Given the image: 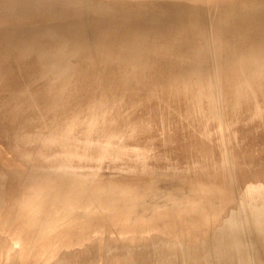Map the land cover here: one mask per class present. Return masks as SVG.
I'll use <instances>...</instances> for the list:
<instances>
[{"label": "rangeland", "instance_id": "374dc122", "mask_svg": "<svg viewBox=\"0 0 264 264\" xmlns=\"http://www.w3.org/2000/svg\"><path fill=\"white\" fill-rule=\"evenodd\" d=\"M263 59L264 0H0V264H264Z\"/></svg>", "mask_w": 264, "mask_h": 264}, {"label": "bare ground", "instance_id": "6f19581e", "mask_svg": "<svg viewBox=\"0 0 264 264\" xmlns=\"http://www.w3.org/2000/svg\"><path fill=\"white\" fill-rule=\"evenodd\" d=\"M211 27H212V26H211ZM198 34H199V33H198ZM212 43H213V42H212ZM262 52H263V50H262ZM249 55H250V54H249ZM251 56H252V55H250L249 58H251ZM245 57L247 58L248 56H245ZM255 57H256V56H255ZM260 58H261V57H260ZM243 59H244V58H243ZM252 59H253V58H251L250 61L248 62V63H250V65H251L252 62L255 63V60H252ZM257 59H259V57H257L256 60H257ZM247 60H249V59L247 58ZM247 60H245V61L247 62ZM251 60H252V62H251ZM258 61H259V60H258ZM240 62H241V60H240ZM242 62H243V61H242ZM262 62H263V64H264V59H263ZM262 62H261V60H260L259 63L262 64ZM257 63H258V62H257ZM257 63H255L256 66H258ZM245 64H246V63H245ZM252 64H253V63H252ZM263 64L261 65V67L263 66ZM248 65H249V64H248ZM256 66H255V67H256ZM253 67H254V64H253L252 68H253ZM259 67H260V66H259ZM259 67H258V68H259ZM261 67H260V68H261ZM260 68H259V69H260ZM216 69H217V68H216ZM216 69H215V70H216ZM253 69L256 70V68H253ZM261 69H263V67H262ZM261 69H260V72H261ZM250 70H252V69L250 68ZM257 70H258V69H257ZM253 71H254V70H253ZM263 71H264V69L262 70V72H263ZM255 72H256V71H255ZM255 72H254V73H255ZM257 72H258V71H257ZM252 73H253V72L250 71V74H249V75H252ZM256 74H257V73H256ZM256 74H255V75H256ZM262 74H263V73H262ZM253 75H254V74H253ZM253 75H252V78H253V77H256L255 75H254V76H253ZM258 75H260V74H257V76H258ZM262 76H264V75H262ZM250 77H251V76H250ZM260 77H261V76H260ZM239 78H240V77H239ZM239 78H238V79H239ZM252 78H250V79H252ZM250 79H248V80H246V81H251ZM254 79H255V78H253V81H254ZM256 80H258V79L256 78ZM244 82H245V81H244ZM254 82H255V81H254ZM251 83H253V82H251ZM218 85H219V84H218ZM243 87H244V86H243ZM254 89H255V88H254ZM213 92H214V91H213ZM239 93H240V92H239ZM238 99H239V98H238ZM222 103H223V102H222ZM219 104H220V103H219ZM212 106H213V105H212ZM214 106H215V105H214ZM235 112H236V111H235ZM132 115H133V114H132ZM208 116H209V115H208ZM121 117H122V116H121ZM130 117H131V116H130ZM262 121H263V119H262ZM112 122H113V121H112ZM116 123H117V122H116ZM147 123H148V122H147ZM105 127H106V126H105ZM109 127H110V126H109ZM106 128H107V127H106ZM98 129H99V128H98ZM119 132H120V131H119ZM210 133H211V132H210ZM103 135H104V134H103ZM129 135H130V134H129ZM115 136H116V135H115ZM224 139H225V138H224ZM120 142H121V141H120ZM134 156H135V155H134ZM94 157H95V156H94ZM139 157H140V156H139ZM92 159H93V158H92ZM140 159H141V158H140ZM99 160H100V159H99ZM145 160H146V159H145ZM97 161H98V160H97ZM118 163H119V162H118ZM98 165H99V164H98ZM215 166H216V165H215ZM205 174H207V173H205ZM208 174H209V173H208ZM86 192H88V191H86ZM84 193H85V192H84ZM243 211H244V210H243ZM242 214H243V213H242ZM244 223H245V221H244ZM249 223H250V222H249ZM246 234H247V233H246ZM234 237H235V236H234ZM235 238H236V237H235ZM252 238H253V237H252ZM251 240H252V239H251ZM219 242H220V241H219ZM234 243H235V242H234Z\"/></svg>", "mask_w": 264, "mask_h": 264}]
</instances>
